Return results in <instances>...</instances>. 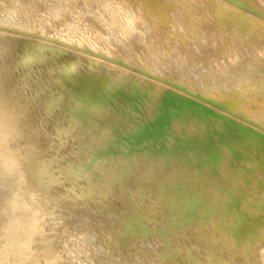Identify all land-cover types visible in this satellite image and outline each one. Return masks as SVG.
<instances>
[{
    "label": "bare ground",
    "instance_id": "1",
    "mask_svg": "<svg viewBox=\"0 0 264 264\" xmlns=\"http://www.w3.org/2000/svg\"><path fill=\"white\" fill-rule=\"evenodd\" d=\"M218 1H220V0H218ZM230 1L231 2H233V1L239 2L240 5H237L238 7L235 5V7L239 8V9L242 8L243 12H244L245 8L246 9L249 8V9L253 10L254 6L257 7V9H255V10H258L260 12V14L262 15V17L259 18V20H263V22H264V0H260L261 5L257 1H256V4H254L252 2L254 4V6H252L253 4L251 5V2H250L251 0H230ZM220 2L224 3L228 7L231 6V3L226 2V0H221ZM220 2L215 3V5L220 4V6L222 7V5H224V4H221ZM148 3H150V0H0V71L4 72L5 76L7 77L8 74L14 72L13 69H19L20 67H22L20 65H22V64L25 65L24 61L29 60L31 58L30 57L31 55L28 52L29 48L30 49L35 48L36 46H38L40 44L39 46L47 45L46 48L48 50H49V48L53 49V47L58 46L60 48L65 49L63 51L67 50L68 54H69V52H71L70 54H73L75 56L74 58H70V57L68 58L67 57V59H65L63 62L59 63L58 68L60 67L61 70L64 69V71L65 70L67 71V74L65 76H68V74L71 75V73L73 71H75L76 66L79 65L78 61L81 60L80 62H82L83 59L89 58L91 61V62H89V65L93 62L98 68H100L101 71H99L98 68L96 69V71L99 74L101 72H106L107 71L106 68L110 69L112 67L111 68L112 70L110 73L112 74L113 78H117V80L119 79V81L122 80L123 79L122 77H124L125 75L126 76L129 75V77H127V79H129L131 75H132V77L139 78V80L140 79L144 80V78H147L150 82V86H149V84L147 85L146 83H143V85L146 84V86L141 85L142 84V83H140V82H142L141 80L138 82L137 85H141V87H145V88H147V86H148V88L151 87L152 89H148L146 91L144 89V93L139 92L140 93L139 95L137 93H136V95L134 94L135 91L137 92L138 86L135 87L133 85L135 87L134 88L132 86V84L134 82L132 83V81L130 79L129 80L131 81V86L128 85L130 82L128 84L124 83L125 85H123L122 81H121L122 84H119L118 81L116 83H114L115 81H113L111 79L110 75H108V72H107V74L104 73L105 75L102 73L103 75L101 74V75L97 76L98 77V79L96 78L97 82L101 83L100 86H95V84L98 85V83H95V81H93L95 78L92 80L94 82V84H93V82L91 83V80L89 81L86 79L89 83L94 85V88H92V86H89L90 84H87V83H85L87 85H84V88H86V86H89V88L91 87L90 89H92V92L90 89L88 90V88L86 90L83 87H81V88H83V90L86 91V93H88V91L90 94L93 93V94H91V95H93V98H91L92 96L89 95V93H88V95L90 96L89 97L90 100L88 99V96L86 99H88L90 102L93 99L96 103L95 104L94 101H92L93 104H91V105L92 106L95 105V107L93 106L94 108L91 109V111H92L91 114L89 112L91 106H88V105L87 106L90 107V108L87 107V109H89V111H88L89 114L84 113V115H86V116L91 115L90 121L87 120V122H84L83 120H86V118H85L82 121L84 123H86V125L85 124L84 125L78 124L79 126H75L76 128H78L77 131L75 130L76 134H79L82 137V139H83V137H85L84 139H86V142L95 141V143L96 142L99 143V141L107 140V137L109 136L110 133L111 134L115 133L117 135L118 134L121 135L123 133V132L119 133L121 131V129H122V131H123V129L125 130V128L128 127V125L130 127H132V129H133V130L129 131L130 127H128V130L127 129L125 130V131H129V133L124 136L126 139H122L123 141L119 142L118 145H116V148L115 149L113 148L114 150L113 149L111 150V148L109 150L107 149L110 152H108V151L103 152V150L105 148H108L107 146H105V148H104V145H106L108 143V142L106 143V141H105L104 145L101 146V147H103V148H101V149H103L102 151L99 147H97V148L95 147L96 150L99 148V150H97V152L99 151L98 152L99 154H100V151L103 153L108 152L107 154L110 153V155H111L110 157H112V158L109 159L108 162L110 160L112 161V159H113V164L110 161L111 164L113 165L112 168H116L118 172L112 171V168L110 170V166H109L110 162L109 163L104 162L105 165H103V168L105 169V166L108 164L109 170L111 172H114V174H115V172L118 173V176L120 177L119 179L120 180L123 179L122 181L125 180V182H126L125 183L126 185L123 184V189L121 190V188H122L121 184H120L121 181L119 180V182H118V184H120V186H119L120 188H119V187H117L118 185L116 186V184H114L118 181L117 179H116L117 181H115V177L117 175H114L115 177L113 176L114 177L113 178V177H110V175L111 174L113 175V173H110V175H109L110 178H108V179L106 178V179L109 181V183H111V181L109 179L113 178L112 179L113 183L106 184L108 181H104V182H106L105 184L99 183L100 185L97 186V188H95V190L97 189V191L101 190L100 195L103 196V198H107V199L111 198L112 202L110 204L108 214L116 217L120 226L122 224L124 225L122 231H126V229H127V232H128V229L131 226V224L127 228V226H128L127 222L128 221L131 222L130 220H132L133 218L136 217V219L138 218L137 219L138 221L140 220L143 222V224L144 223L147 224L150 231L156 233L155 235L152 233H151L152 235L151 234H148V235H151L154 239H160L163 246L159 250L158 255H156V256L153 255L154 258L149 257V259L144 260V261H146L145 264H156L157 260H161L160 262L163 261V264H213L214 259L216 257H217V259H215V260H217V261L219 260L218 264H264V229H263V231L261 230L262 233H257L258 232V230H256L257 227L256 228L254 227V225L258 226V224H256L259 221L258 218L262 217V216H256V215H261L262 212L264 215V165H261V163L257 160V158H256V160H254V159H253V161L251 160V158L249 157V154H247V152H246L247 147H246V145L244 146L245 143H243V142H245L244 141L245 134H243V133L246 130V132H245L246 134H249L251 137H252V135H254L257 139V141L255 140L256 142H253L252 145L250 143V147H254L256 151H260V148H262L261 146H264V130L261 131V129L259 127L260 123H258L259 128L257 127V125H255V128H254V127H252L253 126L252 123L250 125V122L246 121V123H244L245 126H243L244 127L243 130H240V132L238 131L237 134L235 133L237 138L238 137L240 138V140H236V138H233L232 136H230L229 132L226 130V127H227L226 125L228 123L226 124L225 120L227 122L228 118L227 119L224 118V117L228 116V117L232 118L234 121L237 118V116H235L234 114L240 113V111L242 109H243L242 111H244L247 114L245 116H248L249 118L251 117L250 119H252V120L253 119L258 120L262 116L254 114V115L258 116V118H256V116L253 117L248 111L251 108V107L250 108L247 107L249 105V103H248V105H245V106L240 105V107L238 106L237 102H231L230 104H227L226 102L223 101L224 98L221 99V95H218L217 93L210 92L208 89L205 90L206 92L201 91V93L199 95L198 94L194 95L197 92H199L198 90H201V88H200V86L197 87L198 89L196 88V85H198V83L194 77V73L192 72V70H194V69H191V71L185 69V67L190 62V59L192 58L190 56L189 52L198 51L199 53H201L200 56H202V54H203V55H206L209 57L213 56L212 54H217L215 57L216 59L215 58L213 59V60H217V57L219 56V54L217 53V50H219V49H220V51L223 50L225 48V46L228 44L231 45L232 48L234 46V48H235L234 51H235L236 55H238V54L240 55V53H241V56H242L245 54V53L242 54V51L245 52V50H248L247 53L251 57L253 56V58L255 59L254 63L256 65V61L259 58L258 56H261L262 58H264V38H263V42H259V41L256 42V43H258L257 46H255L256 43H255V45H252L251 41H248V40L246 41V42H248V45H245L244 43H246V42L242 41L245 38L244 35H243V38H241L242 39L241 40L240 36L236 38V36H238L239 33L236 36L233 35V33L235 34L236 30H235V32L233 31V33H231L233 28L234 27L236 28V25L238 24L236 22V25L231 24V25H234L233 28L230 26L232 28L231 31H230V27H229V29H222V27L224 28L225 25L221 27V29L223 30L222 31V30H217V28H216L217 23H214L216 26L215 29L212 28L213 26L210 28L209 25L206 24L207 26L204 30L202 28H200V31H201V29L203 31H201V33L199 32L200 34L197 35L193 39L194 40L193 43L192 42L190 43L189 41L185 40L182 37V35H181L182 32L181 33L178 32L180 29L179 30L177 29V33L173 34V37H165L163 39L162 38L163 34H159L157 32L161 28L160 27L161 22L165 23L168 21L165 18V15H163V13H164L163 8H162L163 5L162 4L161 5L159 4L157 6L154 5V8L152 9V8L148 7ZM145 5H147L146 9H144ZM165 7H166V5H165ZM223 7H224V9L226 8L225 6H223ZM231 7L234 10L236 9L233 7V5ZM229 8H227V10ZM144 10H146V11L148 10V13L141 14V12ZM166 10H168V9H166ZM234 10H232L233 13H234ZM238 10H235V11L237 12ZM240 10H239V12H240ZM213 11H214V9H213ZM228 11H230V10H228ZM232 11H230V12H232ZM166 12H169V11H166ZM166 12H165V14H166ZM216 12H219V11L216 10L214 12V14H216ZM227 12H225L224 14H226ZM230 12H229V14H230ZM236 12L234 13V14L238 15L236 20L237 21L238 20L243 21L242 19H240V18L245 16L244 14H242L243 12H240L241 13L240 15ZM249 12H250L249 10H247V12L245 11L246 14H248ZM212 14H213V12H212ZM220 14H222V13H220ZM224 14H223V17H224ZM249 14H251V13H249ZM249 14H248V16H249ZM206 15H207V13H206ZM217 15H218V13H217ZM230 15H232V14H230ZM230 15H228V16H230ZM251 15L254 16L253 14H251ZM251 15H250V18L252 17ZM208 16H211V15L209 14ZM234 16H236V15H234ZM169 17L171 19H173L171 15ZM214 17L215 16H213V18ZM225 17H227V16L225 15ZM211 18H212V16H211ZM219 18H220V16H219ZM250 18H249V20H250ZM226 19H228V18H226ZM246 19L248 20V17H246ZM175 20H176V23L178 24L177 28H179V27L181 28L182 24H184L186 26V28L189 27L188 26V23H189L188 16L180 15V16H177L175 18ZM214 20L216 21V19H214ZM214 20L212 19V21H211L212 24H210V25H213ZM252 20H254L255 24H256V22H259V23L262 22L259 20L256 21L257 19H255V18L254 19L252 18ZM202 21H204V20L202 19ZM220 21H222V19ZM230 21H231V19H230ZM248 21H247V23H248ZM204 22H202V24ZM244 22H246V21H243V23ZM205 23H204L203 28L205 27ZM250 23H251V25H250ZM250 23L248 26L245 23V27L247 26V29H248V30L246 29L245 31L252 32L253 29L258 28V25H256L257 28L253 25L254 28L251 27L252 31L249 30L248 27H250V26H252V24H254L253 21ZM54 24L55 25L58 24L56 26L59 28H62V27H60V24H62V26H64V30L61 31V29H58V28H57L58 30L57 29L50 30L51 27H53V28L55 27V26H53ZM223 24H225V23L222 22V25ZM228 24H230V23H228ZM240 24H242V23H240ZM220 26H221V22H220ZM242 26H243V24L240 26V28ZM260 26H261V28L263 27L262 24ZM186 28H185V30H186ZM164 29L166 32L167 29L166 28H164ZM183 29H181V30H183ZM262 29H264V27ZM259 30H260V28H258L257 33H259L261 31V30L260 31ZM135 34H137V37H134ZM253 35L255 36V34H253ZM245 36H247L248 39L250 37V36L248 37V34ZM251 37H252V39L254 38L253 36H251ZM147 39H150V41L153 42V46L156 47L158 51H160L162 49V47L166 46L163 42H165L166 44L169 45L168 47H166V49L169 52V55L164 60L163 65H161L160 63H158L157 61H154V60L153 61L155 63L151 62L152 59H149L150 57L147 58L145 56V54L147 52L146 49H148V46H149V43L146 42ZM259 39H261V38H259ZM186 42H188V44L189 43L190 44L188 45L186 50H184V48H182V44L183 43L185 44ZM250 43H251V45H250ZM53 45H55V46H53ZM185 45L187 46V44H185ZM169 48L170 49L174 48L176 50H174L173 52L170 53ZM39 49H41V48L39 47ZM215 49H216V53L214 51ZM48 50L46 52H48ZM56 51H57V48H56ZM220 51H219V53L222 54V52H220ZM60 52H62V51H60ZM32 53H33V51H32ZM36 53H38V52H36ZM51 53H52V50H51ZM52 54H54V53H52ZM62 54H63V52L61 53V55ZM64 54H65V52H64ZM248 54H246V56L249 57ZM35 55L36 54H33V56H35ZM37 55H39V54H37ZM40 55H42V54H40ZM58 55H55V57H57ZM61 55H59L58 57H61ZM251 57H250V59H251ZM48 58H50V57L48 56ZM37 59H38V57H37ZM43 59H44V57H43ZM53 60H51V61H53ZM209 60H210V58H209ZM36 61H38V60H35L34 62L36 63ZM44 61H42V62H44ZM48 61L50 64L52 63L50 60H48ZM60 61H62V59H60ZM56 62L58 63V61H56ZM257 62H261V60L257 61ZM29 63L32 64L30 60H29ZM47 63H45V64H47ZM40 64H42V63H40ZM45 64L44 63L42 64V65H44L43 68L45 67ZM50 64H47V65L50 67ZM52 64H54V63H52ZM60 64H61V66H60ZM54 65H53V67H54ZM25 66H27V65H25ZM86 66H88V65H86ZM86 66H82V67L83 68L85 67L84 69L86 70V73H88V71L90 72L91 69L88 66V68L90 69L89 70L88 68H86ZM155 66H158V67L164 69L165 71H160ZM166 66H168V68ZM40 67H41V65H40ZM77 67H79V66H77ZM44 69H46V68H44ZM51 69H53V71L52 70L51 71L54 74L55 73L54 71H56V70L54 68H51ZM103 69H105L106 71H102ZM61 70H59L60 73H61ZM92 70H93V68H92ZM92 70H91V72H92L91 75L93 74ZM178 70H181L182 74H179L180 75L179 78L173 77L172 73L177 72ZM66 71H65V73H66ZM76 71H78V69H76ZM94 71H95V68H94ZM79 72L81 73L82 71H79ZM97 72H95V73H97ZM194 72H196V71H194ZM55 74L58 75L57 80L60 79V76H61V78L62 77L65 78V76H62L58 73H55ZM62 74H63V71H62ZM82 74H83V72H82ZM86 75H88V74H86ZM197 75H199V74H197ZM55 76H53V77H55ZM71 76H73V75H71ZM71 76L68 78H71ZM202 77H205V76L203 75ZM79 78H80V76H79ZM81 78H80V80H82ZM50 79L53 81L52 78H50ZM72 79H73V77H72ZM76 79L77 78L75 76L74 80H76ZM83 79L85 80V78H83ZM131 79H133V78H131ZM147 79H145V80H147ZM74 80H72V82H74ZM134 80L136 81V79H134ZM203 80H206V78H204ZM67 81L70 82L69 79L66 80V83H67ZM125 82H128V81L126 80ZM145 82H147V81H145ZM74 83H76V82H74ZM112 83L114 84V86L111 85ZM204 83H205V81H204ZM79 84H80V82H79ZM247 86H249V85H247ZM65 87H63V88H65ZM132 87L134 88L133 90H132ZM68 88L66 87L65 90L63 89L65 91V95H67L66 91H68V92L70 91V94H68V96L72 97L71 96V89L68 90ZM96 88H99V89L96 90ZM203 88L204 87H202V89ZM93 89L95 90V92H93ZM249 90H250V88H249ZM73 91H75V90L72 89V93L74 94ZM80 91H82V90L80 89ZM140 91L143 92L142 88ZM217 91H219V90H217ZM84 92H83V94H84ZM220 92H222V91H220ZM247 92H248V89H247ZM75 93H77V92H75ZM86 93H85V95H87ZM242 93H244V92H242ZM77 94L79 95V93H77ZM83 94H81V95H83ZM232 95H233V93H232ZM73 96L78 97L76 95H73ZM199 96L202 97V99H200ZM70 97H68V99ZM79 97H80V95H79ZM85 97H84V99H85ZM225 97L229 98L228 96H225ZM238 97H241V96H238ZM60 98H61V103H64L65 101L62 99L65 97L60 96ZM78 98H77V100H78ZM73 99H74V104H75V105L73 104V106L76 107V105H77V109H79L80 112L82 109L85 110V112H87L86 111L87 109H84L87 102L82 103V97L79 99V100H81V102L76 101V98H74V97H73ZM84 99H83V101H84ZM232 99H233V96H232ZM235 99H237V98L234 97L233 100H235ZM70 100H72V98ZM240 100L242 102L241 98H240ZM247 100H249V98ZM89 101H88V104H89ZM68 102H66V103H68ZM244 102H245V100H244ZM71 103H73V102H70V104ZM199 103H201L203 105L199 106L198 105ZM63 105L65 106L66 104H63ZM218 105H222L221 108H216V106H218ZM262 105H263V103H262ZM58 106L62 107L61 105H58ZM253 106H255V105H253ZM66 107L70 108V106H67V105H66ZM223 107H225V108H223ZM63 108H65V107H63ZM69 108H68V110H70V111H71V109H72V111L75 110V108L73 109V107H71V109H69ZM227 108L230 111L228 110V112L226 113ZM79 110L77 111L78 112L77 114L80 113ZM215 111L217 114H219V117L221 116V118L215 117V115L212 116V113H214ZM263 111H262V114H263ZM75 112L76 111H74V113ZM229 112H230V114H229ZM82 113H83V111H82ZM82 113H80V117L82 116ZM75 115H76V113H75ZM75 115H74V117H75ZM72 116H73V114H72ZM76 117H79V116L77 115ZM81 119L77 120V123H79L78 121H80V124H83ZM87 119H89V117ZM261 119H263V118H261ZM73 120H74L73 122L75 123L76 119H73ZM229 120H231V119H229ZM247 120H249V119H247ZM239 121H241V120H239ZM261 122H262V120H261ZM263 122H264V120H263ZM74 123H72V122H71V124L69 123V126L72 124L76 125ZM232 126H233V124L231 125V127ZM67 127H68V125H67ZM68 128H66V129L68 130ZM73 128H70V129L72 130ZM74 129H73V131H74ZM75 131L73 133H75ZM90 132L91 133L93 132L94 134H92V136L87 137L88 134H91ZM232 133H234V132L232 131ZM76 134L74 135V137L77 138ZM254 136H253V140L255 139ZM260 137H262V139H260ZM108 138H110V136ZM121 138H122V136H121ZM78 139L81 141L80 137ZM84 139L81 142L84 143V145H86V142H83V141H85ZM91 139H94V140H91ZM245 139L247 140L246 137H245ZM108 140L110 142V139H108ZM248 140H249V138H248ZM248 140H247V143L249 142ZM103 142H100L99 146L102 145ZM257 142L261 145L259 146L257 144ZM115 143H116V141H115ZM88 144L91 145L92 149L94 148L93 146H95L94 143H93V145H92V143H88ZM108 144H111V146H112V143H108ZM113 145H114V142H113ZM200 145H202V148ZM111 146H109V147H111ZM113 147H115V145ZM244 147H246V148H244ZM91 148H90V150H91ZM0 151H1L0 152V158H2L1 162L3 161L4 164L7 162V166L3 167L2 169L7 167L6 169H8L7 170L8 173H9V171H11L15 175L16 179L21 180V183L23 181L24 184H26V185L29 182H31L30 184H32V181H28L27 183H25L26 181H24V180H26V179L27 180L28 179L34 180V176L36 177L34 180L35 184L37 183L36 179L37 180L38 179L43 180L42 178L44 175V170L38 165H33L31 169L25 168L22 166L23 171L19 170V172L15 173L14 169L18 165L22 164L21 163L22 160H21L19 155H17L13 150H11L9 142L7 141V130L5 128H2L1 126H0ZM89 151H88V153H89ZM95 151L93 150L94 154L98 155L97 152H95ZM111 151H113V152H111ZM244 152H246L245 153L246 155L244 154ZM90 154H92V153H90ZM241 154L242 155L244 154V155L242 156ZM223 155L225 156V159H227V157H229L231 159L236 158L238 160H241V159H239L241 156L245 158V160L243 161V163L241 165V168H239V169L237 168L238 171L235 172L236 174L233 173L236 176L234 178L236 181V186L238 188H240L242 186V184L247 185V183H249V181H248L249 179H247V178H248V175H250L249 173L252 172V171L250 172L249 170H251L253 168L258 169V170L256 169L258 171L257 176H256L257 177L256 178V185L257 186H255L254 189H249V190H252V191H250L249 194L245 195V192H243L244 193V199H245V202H244L245 208L244 209L246 211H248L249 214L253 213V211H251L253 204H257L259 201L257 200L258 201L257 203L254 202L253 204H250L252 207L249 206V203L250 202L252 203L253 201H255L254 198H256V199L262 198V200H261V203L259 202L260 205H258L259 203L257 204L258 206H260L259 212H258V209L256 210V212L254 211V213L256 215L253 213L254 216H253V214H251L252 217H250V215L246 211L245 212L247 214L246 213L243 214L244 211L242 212L243 215L246 214L247 217H250V218H248V219H250V221L252 218V222L246 223L247 225H245V223H244V225L246 227L245 229L251 230V234H250V237H248L246 239L245 238L241 239V240H243V242L241 241L242 242L241 244H238V242L236 240L237 236L241 233H239V231H237L239 234H236V236H234L236 230L238 229V227H240V223L242 225L241 221L244 219V218L240 217V214H239V216H237L236 214L232 215L231 218H229V220H227V218H226V221H230V222L232 221L231 222L232 226H230V228L227 230L221 231L220 227L219 226L217 227L216 224H214V223L221 221V219L223 217L222 215L225 214V213L222 214L221 210L216 209L215 212H213V213L211 212L212 214L209 213L210 214L209 217L205 216V218L200 216L201 214L203 215L204 212L201 214H200V212L195 213V211L197 210L196 206H197V204H199V203H197V201L203 202L204 204L206 203L205 205H207L208 202L216 199L215 194L221 195L222 189L219 186L216 187L214 182H212L216 188L214 191L209 192L212 195L210 196L208 194V196H210L209 197L210 199H207L206 193H204V188L206 187L205 186L206 184H204V186H203V182H201V179L202 180L204 179L203 178L204 172L207 171V172H210V174L212 173V175H214L213 172L215 171L216 167L218 168V164H220V166H221V163H223V165L225 167L224 172L219 177L217 176V179L220 182H222L223 181L222 178L224 177L223 175H226V176L228 175L227 176L228 178H229V176H231V174H230L231 172H229L230 171L229 169H231L229 166H231V164H228V161H227V160H229V158L223 162V161H221ZM101 156H103V155H101ZM101 156H99V157H101ZM88 157L92 158L91 155ZM99 157H97V158H99ZM93 158H94V156H93ZM97 158H95V160ZM105 158H107V156ZM105 158L103 157L104 161H106ZM103 159L101 158L100 160H102V162H103ZM92 161H93V159H92ZM238 162H237V165H238ZM89 163H92V162H89ZM1 165L4 166L3 164H0V166ZM93 165L91 164L92 169H93ZM95 166H97V165L95 164ZM219 168H218V170H219ZM6 169H4V170H6ZM94 169H95V167H94ZM116 169H113V170H116ZM194 170H199L198 174L195 173L198 175V177H197V175L195 176V174L191 172ZM97 172H98V170H97ZM207 172H205V173H207ZM8 173H6V174H8ZM106 173H108V172H106ZM255 175H256V173H255ZM12 176L13 175L11 174V177ZM32 176H33V178H31ZM217 179H216V181H217ZM101 180L99 182H101ZM34 181H33V184H34ZM235 181L233 180L232 182L235 183ZM102 182H103V180H102ZM230 182H231V180H230ZM18 184L20 185V182L17 183V186H18ZM30 184H29V186H30ZM113 185L116 186V188H119L120 191L118 189L117 192L113 193V191L115 190L114 189L115 187L114 188L112 187ZM124 185L127 188H124ZM221 185H222V183H220V186ZM223 185H225V184H223ZM21 186L22 185H20L21 189L19 190V188H18L17 190L21 191L22 190ZM24 187H26V186H24ZM237 187L236 188L234 187V190L235 189L237 190ZM91 188H94V187H91ZM201 188H203V190ZM250 188H252V187H250ZM194 189H196V192H195L196 194L193 193L195 191ZM231 189L233 190V188H231ZM231 189L230 190L227 189L225 195L222 193L223 199H221V197L219 196L220 197L219 199H221L222 201L221 200H220L221 202L218 201L221 206L225 205L224 209H227V210H224V212L227 211L228 216H229V213L230 214L232 213L229 211L230 210L229 205H231V202L229 205H228V203H229V200L232 201L233 194L235 195V192L232 193ZM92 190H93V192L95 191L94 189H92ZM249 190H248V192H249ZM19 191H15V192H18V194H19ZM86 193H88V192H86ZM12 194L16 195L15 198L17 200L18 194L17 193H12ZM204 196H205V198H204ZM213 196H215V197H213ZM182 197H183V199H182ZM10 198H13V196L11 195V197H9V202L11 201ZM240 198L241 197H239V199ZM19 199L20 198H18L17 201H21V199L20 200ZM196 199H197V201H196ZM233 200H236V199H233ZM14 201H15V199H14ZM14 201L12 200V202H10V203H12L11 204L12 206L14 205L13 204ZM120 202H124L125 206L123 209H119L120 210L119 211L117 206H120L119 205ZM218 202L216 203L215 207H217ZM240 202H242V201H240ZM203 203H202V206H204ZM214 203H215V201H214ZM121 204H123V203H121ZM238 204H239V202H238ZM18 205L21 206L20 203ZM22 205H24V203ZM26 205H29V204H26ZM209 205H212V207L214 206L213 204H208L207 206H209ZM20 206L18 208H16L15 211L18 210L20 208ZM200 206L201 205L199 204V207ZM218 206H219V204H218ZM22 207L24 208L25 205ZM215 207H213V208H215ZM205 208H207V207H205ZM12 209H14V206L12 207ZM209 209H210V206H209ZM19 211H20V209L18 210V212ZM216 211H220L221 212L220 214H222V215L215 214V213H219ZM239 213H241V212H239ZM258 213H260V214H258ZM140 214H142L141 217L139 216ZM205 215H207V214H205ZM21 220L23 221V224H24L25 222H24L23 218ZM0 221H2V220H0ZM16 221H19V220L17 219ZM222 221L220 224L221 226H222ZM244 221H245V219H244ZM134 222L136 223V220H134ZM19 223H20L19 225L13 223V225L15 224L14 227L12 226L13 228L9 225L10 224L9 223L8 224L9 226H7L6 229H4L2 227V230H6L5 232H7V233L9 232L8 233L9 235H10V232L12 234L17 233V232H15L17 229L20 230L21 228L25 227V225H22L21 222H19ZM223 223H224V221H223ZM228 223L229 222H227V224ZM25 224H28V223H25ZM263 224H264V221H262L260 224L261 227L264 228ZM3 225H4V223L1 226H3ZM132 225L134 226V224H132ZM185 225H188V226H185ZM27 226L32 227L33 225H32V223H30ZM10 227L12 228V231L10 230ZM28 227H25V228H28ZM142 227H143V225H142ZM228 227H229V224H228ZM228 227L226 226V228H228ZM139 228H141V227H139ZM7 229L10 231H7ZM23 229H21V230H23ZM114 229L116 230V228H114ZM143 229H144V227H143ZM242 229H244V228H242ZM21 230L19 232H21ZM115 230H113L114 233L119 232V231L117 232ZM246 230H244V232ZM122 231H121V233H122ZM127 232H126V234H127ZM143 232H144V230H143ZM146 233H148V232H146ZM160 234H161V236H160ZM128 235H129V233H128ZM128 235H126V236H128ZM138 235H137V237H138ZM143 235L141 234V236H143ZM10 236H9V238H10ZM122 236H123V234H122ZM124 236H125V234H124ZM133 236L135 237V235H133ZM145 236H146V234H145ZM15 237H16V235H15ZM15 237H13V240H12V243L14 241L13 245L17 242V240L14 239ZM245 237H247V234L245 235ZM239 238H242V237H240V235H239ZM7 239L8 238H6V240ZM10 241H8V242H10ZM209 241H210V244L207 246L206 243ZM25 243H24L23 247L28 248L30 243H28V244H27V242H25ZM148 246H149V248H152V250L155 248L154 247L155 243L153 242V240L148 242L147 247ZM28 250H30V249H28ZM240 250L243 252H240ZM237 252H238V254H237ZM157 256H158V259H157ZM218 257H219V259H218ZM144 261L142 262V264L144 263ZM56 263H58V262L55 260V262H53V264H56ZM121 264H135V263L134 262L124 263L123 262ZM157 264H159V263H157Z\"/></svg>",
    "mask_w": 264,
    "mask_h": 264
},
{
    "label": "rangeland",
    "instance_id": "2",
    "mask_svg": "<svg viewBox=\"0 0 264 264\" xmlns=\"http://www.w3.org/2000/svg\"><path fill=\"white\" fill-rule=\"evenodd\" d=\"M217 1L218 0H150V3H148V7L153 9L154 5L155 6H157L159 4L163 5L162 6L163 12H164L163 15H165V18L168 21L165 22L166 24L161 22V24H160L161 28L157 31L159 34H163V37H162L163 39L165 37H173V34L177 33V29L178 30L180 29L178 32H180V33L182 32V34H181L182 37L185 40L189 41L190 43L191 42L193 43L194 42L193 39L197 35H199L201 33V31H203L206 28L207 25H209L210 28L213 26L212 28L215 29L216 26L214 23H217V27H216L217 30H222V29H229L230 26L233 28L234 25H231V24L236 25V22H237L238 23L237 24L238 26L236 25L237 29L234 27L233 30L231 31L232 28L230 27L231 33H233V31L235 32V30L237 32V33L235 32V34L233 33V35L236 36L239 33L238 36H236V38L240 36V39H241V38H243V35H244L245 40L244 39L243 40L241 39V40L243 42L244 41L246 42L247 40L251 41L252 45H255V43L258 41L263 42V38H264V31L263 30L264 29H262V28L264 27V24H263L264 22H263V20H259V18H261L262 15L260 14V12L258 10H255V9H257V7L254 6V4H256V1L261 5L260 0H251L250 1L251 5L254 3L252 5V6H254L253 10L249 9V8L248 9L245 8L244 12L242 11V8H240L241 10L239 8H237L238 7L237 5H240L239 2H236V1L231 2L230 0H226V2L231 3V6L233 5V7L236 8L235 10L239 9L240 12H243L242 14H244L245 16L240 18V19H242L243 21H246L244 23L241 20H238L239 22L236 20L238 15L234 14L236 11L231 6H229L230 7L229 8L224 3H221L220 2L221 0L218 2H220L221 4H224V5H222V7L220 6V4L215 5V3H218ZM165 5H166V7H165ZM235 5L237 7H235ZM223 6H225L226 8L224 9ZM146 8H147V5L144 6V9H146ZM227 8H229L228 10H230V11L234 10V13H233V11L232 12L228 11ZM166 9H168V10H166ZM213 9H214V11H213ZM215 9L217 11H219V12H216V14H214V12L216 11ZM239 10L236 13H238L240 15L241 13L239 12ZM247 10H249L250 11L249 13L253 14L255 17L249 13H248L249 14V16H248V14L245 13V11L247 12ZM166 11H169V12H166ZM165 12L167 15L165 14ZM212 12H213V14H212ZM225 12H227V13L224 14ZM229 12L232 15H230ZM143 13H148V10L147 11L144 10L141 12V14H143ZM206 13H207V15H206ZM217 13H218V15H217ZM220 13H222V14H220ZM209 14L212 16V18H211V16H208ZM223 14H224V17H225V15L227 17L224 18ZM227 14L230 16H228ZM233 14L236 16H234ZM168 15L169 16L171 15L173 19H171ZM180 15L188 16V18H189V23H188L189 27L188 28H186V26L184 24H182L183 27L181 26V28L180 27L177 28L178 24L176 23L175 18L177 16H180ZM250 15L252 16L251 18H250ZM213 16H215L216 18L215 17L213 18ZM219 16L222 19V21H220L221 19L219 18ZM246 17H248V20L250 18L249 21L250 22L253 21V23H254V24H252V26L248 27L249 30L252 31V28H254L253 25L256 28H257L256 25H258V28H260V30H261V31L260 30L259 31L261 33L260 32L257 33L258 28L253 29V31L255 30L254 32L253 31L252 32L245 31L247 29V26L250 23L246 19ZM226 18H228V19H226ZM252 18L257 19L256 21H258V20L262 21L263 23L262 22L261 23L256 22V24H255V22H254V20H252ZM202 19L206 23L204 21H202ZM212 19L213 20L216 19V21L214 20L213 25H210V24H212L211 23ZM230 19L232 22L230 21ZM219 21L221 22V26H220ZM247 21H248V23H247ZM202 22L205 23L204 28H203L204 23L202 24ZM222 22L225 24L222 25ZM228 23H230V24H228ZM240 23L243 24V26L241 28H240V26L242 24H240ZM245 23L247 25L246 27H245ZM261 24L263 25L262 28L260 26ZM56 25H58V24H56ZM56 25L54 24L53 26H55V27L54 28L51 27L50 30H52V29L55 30L57 28L61 29V31L64 30V26H62V24H60V27H62V28H59ZM224 25L226 28L222 27ZM250 25H251V23H250ZM221 27H222V29H221ZM164 28L167 29L166 32H165ZM185 28H186V30H185ZM200 28H202L203 30L201 29V31H200ZM181 29H183V30H181ZM245 32L246 33L248 32L247 34H248V37L250 36L249 37L250 40L247 38V36H245V35H247ZM253 34H255V36ZM251 36H253L254 38L252 39ZM134 37H137V34H135ZM259 38H261V39H259ZM146 42L149 43V46H148V49H146L147 52H146L145 56L147 58L150 57L149 59H152L151 62L157 61L158 63L163 65L164 60L169 55V52L166 49V47H168L169 45L166 44L165 42H163L166 46L162 47V49L160 51H158L157 48L153 46V42H151L150 39H147ZM246 43H244V44L248 45V42H246ZM251 43H250V45H251ZM185 44H187V46ZM185 44L184 43L182 44V48H184V50H186V48L189 45L188 42H186ZM257 44L258 43H256L255 46H257ZM39 45L36 46L35 48H32V49L29 48V50H28V52L31 55L30 56L31 58L29 57L30 58L29 60L31 61L32 64L29 63V60L24 61L25 65H27V66H25L21 63L22 65H20V66H22V67H20L19 69H13L14 72L8 74L7 77L5 76L4 72L0 71V126L7 130V141L9 142L11 150H13L17 155H19L21 160H22L21 161L22 164L18 165L14 169V171H15V173L19 172V170L23 171L22 166L25 168L31 169L33 165H38L44 170V175L42 178L43 180H39V179L37 180L36 179L37 183L35 184L34 180L36 177L34 176V180H32V179L24 180V181H26L25 183H27L28 181H32V184H30L31 182H29L26 185V184H24L23 181H22V183H23L22 184L21 180L16 179L15 175L11 171H9V173H8V171H7L8 169H6L7 167L4 168L6 170L2 169L3 167L7 166V162L4 164L3 161L1 162L2 158H0V164L4 165V166H2V165L0 166V168H1L0 169V220H2V221H0V223H1L0 224V229H1L0 230V264H53V262H55V260L59 264H121L123 262L124 263L134 262L135 264H142V262L146 259H149V257L154 258L153 255H155V256L158 255L159 250L163 246L160 239H154L151 236L152 234L155 235L156 233L150 231V229L148 228V225L145 223L143 224V222L140 220L138 221L137 220L138 218L136 219V217L133 219L131 218L133 221L130 220L131 222H129V221L127 222V225H128V226L126 225L127 228L131 224V226H130L131 228L129 227L128 232H127V229H126V231H122L124 225L122 224L120 226L117 218L114 217L113 215L108 214L109 207H110V204L112 202L111 198H109V199L103 198V196L100 195L101 190H98V191H97V189L95 190V188H97V186H99L101 183L105 184L106 182H104V181H108L107 179L110 177H113L114 175H117L116 177L114 176L115 181L118 180L114 184H116V186L118 185L117 187H119L121 184V187H122L121 190L123 189V184H125L126 182H125V180L122 181L123 179L120 180L118 173H116V172H118L117 169L112 168L113 167V165H112L113 159H112V161L110 160L112 162V164L109 161L110 162L109 166H110V170L112 168V171H116L115 174H114V172H111L109 170L108 164L105 166V169L108 167L106 170L103 168V165H105L104 162L107 163L108 160L112 158V157H110L111 156L110 153L107 154L108 152H110L108 150L110 148H111V150L113 148L115 149L116 145H118L119 142L123 141L122 139H126L124 136L126 134H128L129 131L133 130L132 127H130L128 125V127H130L129 131H125L126 129L128 130V127H126L125 130L123 129V131L121 129V131L119 133L123 132L122 133L123 135L122 134L117 135L114 133L116 135L115 136L114 134L110 133L111 134V135L109 134L110 138H108L109 136L107 137V140L110 139V142H109V140L108 141L105 140V141H106V143L107 142L112 143V146H111V144H108V143L106 145H104V143H105L104 140H103L104 142L103 141H99V143L96 142L97 144L95 143V141L86 142V139H84L85 137H83V139L85 140L83 142H86V145H84V143L81 142L83 140L82 137L79 134H76V131L78 128L75 127V126L84 125V124L86 125V123H84V122H87V120L90 121L91 115L86 116V115H84V113L89 114L88 113L89 109H87L88 106H91V108L88 107V108H90V111H89L90 114L92 112L91 109H93L95 107V105H93L94 107L91 105V104H93L92 101H94V100L92 99L91 102L89 101L90 100L89 95H91L93 93L90 94L88 91V93H89V95H88V93H86V91L83 90V88H84V85H87V84H90L89 86H92V88H94V85H93L94 82L93 81H95V83H98V85L95 84V86H100L101 83L97 82V79H98L97 76L101 75L102 73L107 74V72H108V75H110L111 79L113 81H115L114 83H116L118 81L119 84H122V82H123V85H125L124 83L128 84L130 82L128 85L131 86V81H132V83L134 82L132 84V86L134 85L135 87L136 86L139 87V88L137 87L138 90L136 89L137 92L136 91L134 92L135 95H136V93L138 95L140 93H144V89H145V91L148 89H152L151 87L148 88V86H147V88L141 87V85H143V83H146L147 85L149 84V86H150L149 80L147 78H144V80L147 79V80H145L147 82H145L143 79H140L142 81L140 83H142V84L137 85L138 82L140 81L139 78L132 77V75H131L129 78L131 80L130 81L129 79H127V77H129V75H127V76L125 75L124 77H122L123 79L119 81V79L117 80V78H113L112 74L110 73L112 70L111 69L112 67L110 69L106 68L107 71L105 69H103L102 71H106V72H101L99 74L96 71V69L98 67L93 62H92L93 64L91 63L92 65L91 64L89 65V62H91L89 58L83 59L84 62L83 61L80 62L81 60L78 61L79 65H77V66H79V67L76 66L75 71H73L71 73V75H73V76H71L70 74H68V76H65L67 74V71L65 70L66 71V73H65L64 69L61 70L60 67H59L60 68L59 69L58 68L59 63L63 62L65 59H67V57L68 58L69 57L74 58L75 56L73 54H70L71 52H69V54H68L67 50L63 51L65 49L60 48V47L55 46V45H53V46H55V47H53V49L55 48L54 50L52 48H49V50L51 49L52 53H54V54H52L51 50L49 51L46 48L47 45H44V46L43 45L39 46ZM39 47L41 49H39ZM56 48H57V51H56ZM47 50H48V52H46ZM169 50L171 53L176 49H174V48L170 49L169 48ZM234 50H235L234 46L232 48V46L229 44L226 45L223 50H221V51H220V49L217 50V53L219 54V56L217 57V60H213L217 54H212L213 56H211V57L202 54V56H203L202 57V56H200L201 53H199L198 51L189 52L187 50L190 53V56L192 58L190 59V62L185 67V69L189 70V71H191V69H194V70H192V72L194 73V77L198 83V85H196V88L199 86L201 88V90H198L199 92H197L194 95H197V94L199 95L201 93V91H205L208 89L210 92L217 93L218 95H221V99L224 98L223 101L226 102L227 104H230L231 102H237L238 106L240 107V105L245 106V105H248V103H249V105L247 106L249 108L251 107L250 110H248L249 113L253 117H255L256 115L262 116V117H260V119L263 118V119H261L262 122L260 119H258V120L253 119L252 120V119H250L251 117L249 118L248 116H245L247 114L244 111H242L243 109L241 108L242 110L240 111V113L234 114L235 116H237V118H236L237 120L235 119L236 121L235 120L233 121V119L228 117V116L224 117L225 119L228 118V120L231 119V120H229L230 122L228 120L226 122V120H225V123L226 124L228 123L226 125L227 126L226 130L229 132V135L232 136L233 138H236V140H240L239 137H238L239 139L237 138L236 134L238 133V131L240 132V130H243V128H244L243 126H245L244 123H246V121L250 122V125L252 123L253 124L252 127H254V128H255V125H257V127H258V125H259L258 123H260L259 127H260L261 131L264 130V122H263V120H264V111H263L264 110V58H262L261 56H258L259 58L257 61L261 60V62L256 61V65H255V63H254L255 59L253 58V56L251 57L247 53L248 50H245V52L242 51V54L245 53L242 56H241V53H240V55L239 54L236 55ZM32 51H33V53H32ZM60 51L63 52L62 55H61L62 52H60ZM214 51L216 53V49ZM219 51L222 52V54L219 53ZM36 52H38V53H36ZM64 52H65V54H64ZM33 54H36V55L33 56ZM37 54H39V55H37ZM40 54H42V55H40ZM58 54L61 55V57H58L59 56ZM246 54H248L249 57L246 56ZM55 55H58V56L55 57ZM48 56L50 58H48ZM37 57H38V59H37ZM43 57H44V59H43ZM250 57L252 60L250 59ZM209 58H210V60H209ZM34 59L38 60L39 62L36 61V63H35ZM60 59H62V61H60ZM48 60H50V61L53 60L51 62L54 63L55 65L52 63L50 64ZM42 61H44V62H42ZM56 61H58V63ZM40 63L50 64V67L47 64H45L44 68H46V69H44L43 68L44 65H42ZM40 65H41V67H40ZM53 65H54V67H53ZM86 65H88L91 70L93 68V70H92L93 76L91 75V73H92L91 70ZM60 66H61V64H60ZM82 66H86V68H88L90 70V72L87 70L88 73H86V70L84 69L85 67L83 68ZM155 67L157 69H159L160 71H165L164 69H162L158 66H155ZM166 67L168 68V66H166ZM51 68H54L56 70V71H54L55 73H58L62 76H65L66 79L63 77H62L63 78L62 79L61 76L59 75L60 79L57 80L58 75L54 73L57 76L56 77L52 73L53 69H51ZM94 68H95V71H94ZM76 69H78V71H76ZM59 70H61V73ZM98 70L101 71L100 68H98ZM62 71H63L64 75L62 74ZM79 71H82L83 74H82V72L80 73ZM194 71H196L197 73ZM95 72H97V73H95ZM86 74H88V75H86ZM179 74H182L181 70H178L177 72H173L172 76L175 78H179V76H180ZM197 74H199V75H197ZM52 75L55 77H53ZM74 75L77 78L76 80H74V78H75ZM203 75L205 77H202ZM70 76H71V78H68ZM79 76H80V78L82 77L81 78L82 80H80ZM72 77H73V79H72ZM50 78H52L53 81ZM83 78H85V80L86 79L89 81L91 80V83L93 82V84L89 83L87 80L85 81ZM94 78L95 79L97 78V79L95 80ZM131 78H133V79H131ZM204 78H206V80H203ZM68 79L70 80V82L72 84L69 81H67V83H66V80H68ZM125 79L128 82H125L126 81ZM134 79H136V81ZM72 80H74V82H76V83L72 82ZM204 81H205V83H204ZM79 82L81 85L79 84ZM85 83H87V84H85ZM146 84H144L143 86H146ZM111 85L114 86L113 83ZM247 85H249L250 87ZM65 86L67 88L69 87L68 90L71 89V96L72 97L68 96V94H70V91L69 92L66 91L67 95H65V91H64L66 88ZM89 86H86V88H84V89L87 90V88H88V90H89L91 88V87L89 88ZM63 87H65V88H63ZM81 87H83V88H81ZM133 87H132V90L135 88V87L134 88ZM202 87H204V88L202 89ZM99 88H96V90H98ZM141 88H142L143 92L140 91ZM249 88H250V90H249ZM72 89L75 90V91H73L74 94L72 93ZM80 89L83 92L85 91L84 94L82 91H80ZM247 89H248V92H247ZM90 90L92 92V89H90ZM217 90H219V91H217ZM220 91H222V92H220ZM75 92L79 93L80 97ZM93 92H95L94 89H93ZM242 92H244L246 95ZM80 93L83 95H81ZM85 93L87 95H85ZM232 93H233V95H232ZM73 95H76L79 98L75 97ZM231 95L233 96V99H234V97L237 98V99H235L236 101L232 99ZM60 96L65 97L62 99L65 101L64 103H61ZM87 96H88L89 100L86 99ZM91 96H92L91 98H93V95H91ZM225 96H228L229 98H227ZM238 96H241V97H238ZM68 97H70V98L68 99ZM73 97L76 98V101H80V102H81V100H79V99L82 97V103L87 102L86 106L84 108V109H87L86 110L87 112H85V110H83V109L80 112V110L77 109V105H76V107L73 106V104H74ZM84 97L87 101L84 99ZM71 98H72V100H70ZM77 98H78V100H77ZM199 98L202 99V97H200V96H199ZM240 98L242 99V102H241ZM248 98H249V100H247ZM83 99L85 102L83 101ZM244 100H245V102H244ZM88 101H89V104H88ZM66 102H68V103H66ZM70 102H73V103L70 104ZM94 103H95V101H94ZM262 103H263V105H262ZM57 104L61 105V106L63 104H66L67 106H70V108L66 107V105L65 106L63 105L62 107H60ZM198 105L202 106L203 104L199 103ZM253 105H255V106H253ZM221 106L222 105H218V106H216V108H221ZM63 107H65V108H63ZM71 107H73V109L75 108V110L72 111ZM68 108L71 109V111L68 110ZM223 108H225V107H223ZM78 110L80 113H82V111H83L81 117H80V113L77 114ZM228 110H229L228 108H227V111L225 110L226 113L228 112ZM74 111H76L75 112L76 115H75ZM262 111H263V114H262ZM241 112L242 113L244 112L245 114L243 113L244 114L243 115ZM215 113H216V111L214 113H212V116L215 115V117H219V114L216 113L217 114L216 115ZM72 114H73V116H72ZM229 114H230V112H229ZM254 114H256V115H254ZM74 115H75V117H74ZM77 115L79 117H76ZM88 117H89V119H87ZM85 118H86V120H83ZM219 118H221V116ZM256 118H258V116H256ZM73 119H76L75 123L73 122L74 121ZM79 119H81V121L82 120L84 121V122L82 121L83 124H80V121H78L79 123H77V120H79ZM247 119H249V120H247ZM239 120H241L242 122ZM71 122L76 124V125L72 124L69 126V123L71 124ZM232 124H233V126L231 127ZM67 125L69 128L67 127ZM66 128H68V130ZM70 128H73L74 131L76 130L75 133H73L74 132L73 129L71 130ZM232 131L234 133H232ZM245 132H246V130H245ZM245 132L243 133V134H245V136H244L245 142H243V143H245L244 146L246 145V147H247V149H246L247 154H249V157L251 158L252 161H253V159L256 160V158H257V160L261 163V165H264V146H261L262 148H260V151H256L254 147H250V143L252 145L253 142L257 141V139L254 135H252V137H251L249 134H246ZM75 134L77 135V138L74 137ZM92 134H94V133L92 132L91 134H88L87 137L92 136ZM78 136L80 137L81 141L78 139L79 138ZM121 136H122V138H121ZM253 136L255 138L254 140H253ZM245 137L247 138V140L249 138L248 143H247V140L245 139ZM260 139H262V137H260ZM91 140H94V139H91ZM115 141H116V143H115ZM100 142H103V143H102V145L99 146ZM113 142H114L115 147H113L114 146ZM88 143H92V145L94 143L95 144V146H93L94 148L92 149L91 145ZM257 144L259 146L261 145L258 142H257ZM103 145H104V148H105V146L108 147V148H105L106 150L104 149L105 151L103 149H101V148H103V147H101ZM109 146H111V147H109ZM200 146L202 148V145H200ZM95 147L96 148L99 147L101 149V151L103 150V152H106V151H108V152L103 153L100 151V154L103 155V156H101L98 153L99 151L97 152V150H99V148L96 150ZM246 147H244V148H246ZM90 148H91V150H90ZM93 150L94 151L96 150L95 152H97L98 155L94 154ZM88 151H89V153H88ZM111 152H113V151H111ZM246 152H244V154ZM255 152L256 153L258 152V153L256 154ZM90 153H92V154H90ZM90 155L92 158L88 157ZM93 156H94V158H93ZM99 156H101V157H99ZM106 156H107V158H105ZM242 156L240 158L238 157L241 160H238L236 158L231 159L229 157H227V159L229 158V160H227V159H225V156L223 155L221 161L224 162L227 160L228 164H231V166H229L231 168V169H229L230 170L229 172H231L230 173L231 176H229V178H228L227 177L228 175L227 176L223 175L224 179L222 178V180L224 182L222 180H221L222 182H220L217 179V176L219 177L224 172L225 167H224L223 163H221V166H220V164H218V168L219 167L220 168L218 170V168L216 167L215 171L213 172L214 175H212V173L210 174V172L205 171L207 173L204 172V177H203L204 179L203 180L201 179V182H203V186H204V184H206L205 185L206 187L204 188V193H206L207 199H210L209 197L212 195L209 192L214 191L217 186H219L222 189L221 195L215 194L216 199L210 201L211 203L210 202L207 203V205L213 204L214 205L213 207H215V205L218 201L219 202L222 201L221 199H223V194L224 195L226 194L227 189L230 190L231 188H233V190L231 189V192L232 193L235 192V195L233 194L234 197L232 196V198L236 199V200H233V199H232V201L229 200V203H228V205H229L231 202V205H229V207H230L229 211L232 213L231 214L229 213V216H228V212L227 211L224 212V210H227V209H224L225 205L221 206L219 202H218V204L220 207L218 206V204H217L218 208L217 207L213 208L212 205H209L210 206V209H209V206L205 205L206 203L204 204L203 202L197 201V199H196L197 203H199L201 206L199 207V204H197V206H196L197 210L195 211V213L200 212V214L204 212L203 215L199 214L201 217H204V218H205V216L209 217L210 214L215 212L216 209L221 210L222 214L225 213L223 215L220 214L221 213L220 211H216L219 213H215V214H219V215L223 216L221 219V221L222 220L224 221V223L222 221V226L220 225L221 221L214 223V224H216L217 227L218 226L220 227L221 231L227 230L230 228V226H232V223H231L232 221L231 222L226 221V218H227V220H229V218H231L232 215L236 214L237 216H239V214H240V217L244 218L245 221H244V219L241 221L242 225L240 223V227H238L239 230L237 229L235 232V235H234V236H236V234L241 233L239 235L242 238H239V235L237 236L238 239L236 238L238 244H241L243 242V240H241V239H243V238L246 239V238L250 237L251 230H246L245 225H247L246 223L252 222V218H251V221L248 218L252 217L251 214H253L254 211L256 212V210L258 209V212H259L260 206H258V205H260L261 200H262V198H259V199L254 198L255 201H253L252 203L251 202L249 203V206H251L250 204H253L254 202H256V203L258 201L260 202V203L258 202L259 204L257 203L258 205L253 204V207L251 206L252 207L251 211H253V213L249 214L248 211H246L244 209L245 208L244 207L245 199H244V193L243 192H245V195L249 194L250 191H252L249 189H254L255 186H257L256 185V178H257L256 176L258 173V171H257L258 169L253 168V169L249 170L250 172L252 171L251 173H249L251 176L248 175V178H247V179H249L248 180L249 183H247V185L249 187L246 184H242V186L240 188H238L236 186V181L234 178L236 176L234 174H236L235 172L238 171L237 168L238 169L241 168V165H242L243 161L245 160V158ZM97 157H99L100 159L101 158L103 159V157H104L106 161H104V159H103V162H102V160H100ZM95 158H97V159L95 160ZM92 159H93V161H92ZM88 161L92 162V163H89ZM237 162H238V165H237ZM91 164L92 165L94 164L93 169L91 167ZM95 164L97 166H95ZM94 167H95V169H94ZM113 169H116V170H113ZM97 170H98V172H97ZM106 172H108V173H106ZM191 172L194 174L195 173L198 174L199 170H194ZM6 173H8V174H6ZM110 173H113V175L112 174L110 175ZM255 173H256V175H255ZM11 174L13 175L12 177H11ZM197 174H195V176ZM109 175H110V177H109ZM197 177H198V175H197ZM31 178H33V176ZM101 179L103 180V182ZM112 179H109L111 181V183H113ZM216 179H217V181H216ZM100 180H101V182H99ZM119 180L121 181L120 184H118ZM230 180H231V182H230ZM233 180L235 181V183L232 182ZM33 181H34V184H33ZM19 182H20V185H22L21 191H19L21 189L20 185L18 184V186H17V183H19ZM212 182H214L216 187L214 186V184ZM111 183H109V181H108L106 184H111ZM220 183H222L221 186H220ZM29 184H30V186H29ZM223 184H225V185H223ZM125 185H124V188H127ZM24 186H26V187H24ZM90 186L94 187V188H91ZM116 186H114V185L112 186L113 188L115 187L114 188L115 190L113 191V193L117 192L118 189L120 188V187L116 188ZM234 187L235 188L237 187V190L236 189L234 190ZM250 187H252V188H250ZM18 188H19V190H17ZM92 189H94L95 191L93 192ZM201 189L203 190V188H201ZM194 190L195 191L193 193L196 194L195 193L196 189H194ZM248 190H249V192H248ZM15 191H19V194H18V192H15ZM119 191H120V189H119ZM86 192H88V193H86ZM12 193H17L19 195V196L17 195V200H18V198H20L21 201H17L15 198L16 195H14ZM208 194L210 196H208ZM11 195L15 199V201H14L13 198H10V200H11L10 202H12V200L14 201V203H13L14 209H12V207H13L11 205L12 203L9 202V197H11ZM219 196L221 197V199H219L220 198ZM213 197H215V196H213ZM239 197H241V198L239 199ZM204 198H205V196H204ZM182 199H183V197H182ZM214 201H215V203H214ZM240 201H242V202H240ZM238 202L240 205L238 204ZM19 203L21 204V206L18 205ZM23 203L25 205L24 208L22 207V206H24V205H22ZM121 203H123V204H121ZM202 203L204 206H202ZM26 204H29V205H26ZM119 205L120 206H117L118 210L123 209L125 206L124 202H120ZM19 206H20V208H19L20 211L18 212L19 209L15 211V209L18 208ZM205 207H207V208H205ZM245 211L250 215V217L246 216L247 213ZM239 212H241V213H239ZM242 212H243V214L244 213H246V214L243 215ZM260 213H258V214H260ZM205 214H207V215H205ZM254 214H253V216H254ZM141 215L142 214H140L139 216L141 217ZM256 216H262V217L258 218L259 221H258V223H256V224H258V226L254 225L255 228L257 227L256 228V230H258L257 233H262L264 228L261 227L260 224L262 221H264L263 212L261 213V215H256ZM16 218L19 221H16L17 220ZM22 218H23L24 222L28 223V224H25V223L23 224V221L21 220ZM134 220H136V223L134 222ZM19 222H21L22 225H25V227H28L27 225H29L30 223H32L33 226L32 227L29 226L30 227V228L28 227L29 229L22 226L24 229L21 228V229H23V230L20 229L21 232H19L20 230L17 229L15 231L17 233H14V234H12L10 232V235L12 237L8 234L9 232L7 233V232H5L6 230H2V227L4 229H6V227L9 225L11 227L12 226L14 227L15 224L19 225L20 224ZM227 222H229L228 223L229 227H228ZM3 223H4V225L1 226ZM13 223H15V224L13 225ZM244 223H245V225H244ZM132 224H134V226ZM142 225H143L144 229H143ZM185 226H188V225H185ZM226 226L228 228H226ZM11 227H10V230L12 231L13 227L12 228ZM139 227H141V228H139ZM114 228H116V230ZM242 228H244V229H242ZM112 229L117 231V232L119 231L120 233L122 231V233L121 234L119 232L114 233ZM10 230L7 229V231H10ZM143 230H144V232H143ZM244 230H246V231L244 232ZM145 231L148 233H146ZM237 231H239V233ZM126 232H127V234H126ZM128 233H129V235H128ZM7 234L10 236V238ZM122 234H123V236H122ZM124 234H125V236H124ZM141 234L142 235L144 234V235L141 236ZM145 234H146V236H145ZM148 234H151V235H148ZM246 234H247V237H245ZM15 235H16V237H15ZM126 235H128V236H126ZM133 235H135V237ZM137 235H138V237H137ZM160 236H161V234H160ZM13 237H15L14 239L17 240V242L15 241L16 243L14 245H13L14 241L12 243ZM6 238H8V239L6 240ZM151 240H153V242L155 243V246H154L155 248L153 250H152V248H149V246L147 247L148 242ZM8 241H10V242H8ZM25 242H27V244L30 243L28 248L23 247ZM207 243H206V245L208 246L210 244V241ZM28 249H30V250H28ZM240 252H243V251L240 250ZM237 254H238V252H237ZM157 259H158V256H157ZM215 259H217V257ZM215 259H214L213 264H218L219 260L217 261ZM218 259H219V257H218ZM160 261L161 260H157L156 262L159 264H161V263L163 264V261L162 262H160ZM145 262L146 261H144L143 264H145ZM58 263H56V264H58Z\"/></svg>",
    "mask_w": 264,
    "mask_h": 264
}]
</instances>
